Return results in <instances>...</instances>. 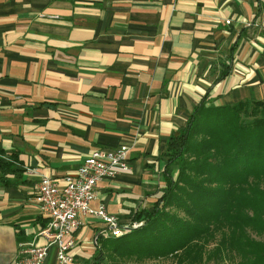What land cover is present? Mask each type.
Listing matches in <instances>:
<instances>
[{"label": "crops", "instance_id": "crops-1", "mask_svg": "<svg viewBox=\"0 0 264 264\" xmlns=\"http://www.w3.org/2000/svg\"><path fill=\"white\" fill-rule=\"evenodd\" d=\"M205 98L264 99V0H0V145L23 168L0 183V264L44 243L26 168L62 178L95 149L133 144L131 169L100 181L91 206L136 221L164 185L169 138ZM103 227L83 218L76 264H108Z\"/></svg>", "mask_w": 264, "mask_h": 264}, {"label": "trees", "instance_id": "trees-1", "mask_svg": "<svg viewBox=\"0 0 264 264\" xmlns=\"http://www.w3.org/2000/svg\"><path fill=\"white\" fill-rule=\"evenodd\" d=\"M162 157L164 185L152 210L133 215L141 227L104 239L107 250L122 257L176 255L178 264L224 255L235 256V264H264V99L225 105L203 99ZM19 163L17 153L0 145V183L22 174Z\"/></svg>", "mask_w": 264, "mask_h": 264}, {"label": "built area", "instance_id": "built-area-1", "mask_svg": "<svg viewBox=\"0 0 264 264\" xmlns=\"http://www.w3.org/2000/svg\"><path fill=\"white\" fill-rule=\"evenodd\" d=\"M132 147L133 144L124 143L115 148L95 149L75 172L62 178L26 168L29 173L40 176L35 201L46 224L38 234L44 243L22 244L18 264H45L52 247L56 248L54 264H76V232L83 226L85 216L101 220L104 227L99 234L103 238L120 237L143 225V221L138 220L122 223L119 216L107 211L104 205L91 206L97 197L100 181L131 169Z\"/></svg>", "mask_w": 264, "mask_h": 264}, {"label": "rangeland", "instance_id": "rangeland-1", "mask_svg": "<svg viewBox=\"0 0 264 264\" xmlns=\"http://www.w3.org/2000/svg\"><path fill=\"white\" fill-rule=\"evenodd\" d=\"M181 217H185V213L182 211L173 209L171 210ZM254 238H260L259 236H256V234L252 235ZM263 238V236H261ZM217 241H219V238H216V241H211L208 246V250H212ZM106 257L108 264H178V258L179 256L176 255H169L164 257H148V256H139V255H133V256H119L116 253L111 252L110 250H106ZM207 257V256H206ZM229 256H218V257H212L209 261H205L201 264H235L234 258Z\"/></svg>", "mask_w": 264, "mask_h": 264}]
</instances>
